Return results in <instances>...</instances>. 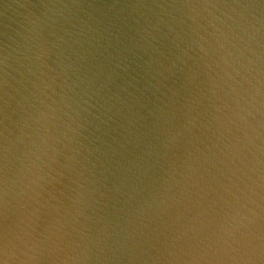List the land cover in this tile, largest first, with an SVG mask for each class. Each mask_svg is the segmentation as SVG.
Here are the masks:
<instances>
[{
    "label": "water",
    "instance_id": "95a60500",
    "mask_svg": "<svg viewBox=\"0 0 264 264\" xmlns=\"http://www.w3.org/2000/svg\"><path fill=\"white\" fill-rule=\"evenodd\" d=\"M0 264H264V0H0Z\"/></svg>",
    "mask_w": 264,
    "mask_h": 264
}]
</instances>
